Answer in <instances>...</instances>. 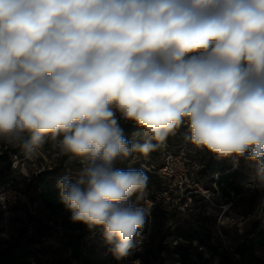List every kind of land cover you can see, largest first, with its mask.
I'll return each mask as SVG.
<instances>
[{
	"label": "clouds",
	"instance_id": "clouds-1",
	"mask_svg": "<svg viewBox=\"0 0 264 264\" xmlns=\"http://www.w3.org/2000/svg\"><path fill=\"white\" fill-rule=\"evenodd\" d=\"M181 128L244 159L264 214V0H0V145L65 158L59 202L117 260L151 211L146 172L120 165Z\"/></svg>",
	"mask_w": 264,
	"mask_h": 264
},
{
	"label": "rangeland",
	"instance_id": "rangeland-1",
	"mask_svg": "<svg viewBox=\"0 0 264 264\" xmlns=\"http://www.w3.org/2000/svg\"><path fill=\"white\" fill-rule=\"evenodd\" d=\"M135 129H133V133L136 132ZM2 146L0 145V148ZM12 156L17 161V166L10 171L11 177L9 179L0 182V252L8 255V257H14L18 262L26 260L28 264H85L81 257L75 262L71 261L70 248L65 244L68 238L80 234L81 254L86 257L96 256L100 260V264H134L136 261H139V264H182L179 261L177 251L185 249L171 245V240L175 235L191 233L196 235L195 238L200 240L198 242L202 243L207 250L212 251V259L216 264H227L225 260L220 259L215 254L219 252L215 248L221 245V241L219 239L213 243L208 241L210 233L209 229L205 227V224H210L215 220L219 209L212 210L206 206L203 208V213L206 215H187L182 222L175 211H167V208L171 207L169 202H157L156 204L155 193L159 190L160 184L154 175L146 169L151 162L149 156L130 158L125 165V167L143 168L149 177L148 191L151 211L141 233L139 244L129 256L120 260L111 254L110 246L105 245L97 234L91 233L86 225L81 232L65 228L63 222L65 219L67 220V215H51L41 203L35 187L32 188L30 195L25 193V199L8 204L7 198L10 197L11 189L22 190L30 178L44 170L54 171L53 178L58 180L69 167L66 159L59 156L51 145H45L39 154L31 159H26L19 148L13 152ZM205 157L207 161L210 158L207 153H205ZM220 161L225 168L232 165L230 160ZM239 162L244 164L243 168L248 169L243 158ZM12 166L13 164H11V168ZM120 166L124 167L123 164ZM234 173V178L227 177L226 181L221 184V187L224 188L223 192L224 190L227 192L226 188L229 187V183L242 189L243 176L237 172ZM238 195L231 207L235 215H246L257 208L259 197L254 190L251 192L239 191ZM31 217L46 222L48 225V222L51 221L52 225L49 226L52 229L50 232L39 238L36 233L37 223L31 222ZM235 220V223L226 224L225 227H222V233L226 239L228 238L234 244L237 237L240 239L243 237L247 224L246 220H239L238 217ZM239 230L242 231V235L238 234ZM214 232L216 231L214 230ZM186 247L193 256L190 257L191 260L196 259V254L199 255L197 247L192 245H186ZM257 251V256L264 264V248ZM226 256L233 261L236 260L232 256ZM90 261L93 262L94 260L90 259Z\"/></svg>",
	"mask_w": 264,
	"mask_h": 264
},
{
	"label": "built area",
	"instance_id": "built-area-1",
	"mask_svg": "<svg viewBox=\"0 0 264 264\" xmlns=\"http://www.w3.org/2000/svg\"><path fill=\"white\" fill-rule=\"evenodd\" d=\"M185 129L181 128L175 136H170L165 147L152 152L149 155L150 163L146 167L150 174L159 182V190L155 193V201L169 202L171 207L167 211H175L183 222L188 215H206L203 208L209 206L212 210L219 209L215 220L210 224H205L209 229V240L213 243L216 239L221 241V245L216 249L219 253L229 255L238 259L235 244L226 239L222 233V227L226 224L235 223V219L246 220L247 224L258 221L264 226V214H261L257 208L246 215H235L231 210L233 201L238 198L234 189H227V195L224 194L221 184L218 183L220 176L227 175L231 172H237L243 176L242 192L253 191L249 183V170L243 168L244 164L239 162L238 166H226L223 171L207 168L205 152L195 149L189 142L184 139ZM15 157V155H14ZM17 161H12L11 171L17 166ZM11 177V176H10ZM260 196L258 191H255ZM10 197L7 198L8 204H13L25 199V193L20 189H11ZM49 221V225H52ZM216 232H214V230ZM239 235L242 231L239 230ZM197 238L190 239L182 235H175L171 240V245L179 249L184 247L189 257H193L186 245L197 247L196 256L201 261H207L208 264H216L212 259V251L199 243ZM185 244V245H184Z\"/></svg>",
	"mask_w": 264,
	"mask_h": 264
},
{
	"label": "trees",
	"instance_id": "trees-1",
	"mask_svg": "<svg viewBox=\"0 0 264 264\" xmlns=\"http://www.w3.org/2000/svg\"><path fill=\"white\" fill-rule=\"evenodd\" d=\"M135 127L132 126L131 123L125 124V134L127 137H131L133 134V129ZM137 131V129H135ZM18 148H11L7 146H2L0 148V182H3L10 177L11 164L13 161V152L17 151ZM12 153V154H11ZM210 158L207 161V168H214L219 170L220 172L224 170V166L222 162L216 159L214 156L208 154ZM128 161V160H127ZM125 161L123 163L124 167L127 163ZM52 170H44L39 174L30 178L27 183L24 184L22 191L28 195H30L33 187L37 189V196L41 200L43 206L48 210L49 213L53 216H61L67 215V220L65 219L63 225L65 228L70 230H75L81 232L84 230L85 225L83 223H74L70 219V213L64 208V206L59 202L58 195L59 189L57 187L58 180L53 178ZM235 173L231 172L226 176H220L218 183L221 184L226 181V178H234ZM226 189H234L236 193L239 191L242 192V189L233 186L232 183H229V187ZM224 194L227 195V192L224 190ZM31 222H36V233L39 238L46 235L52 229L46 222H42L41 220H37L34 217H31ZM182 236L190 239H194L196 237L195 234H182ZM80 234H76L68 238L65 242L70 248V258L71 261H77L80 257L85 264H100V260L97 259L96 256H83L81 254L80 248ZM264 248V226H261L258 221H254L250 224H246L245 230L243 232V237H241L238 244L235 246L234 250H236V254H238L237 260H231L225 254L216 252L215 254L219 256L220 259L225 260L227 264H262L261 259L257 256L256 252L258 249ZM178 258L180 263L182 264H208L207 261H201L199 256L196 259H192L188 256V252L185 250L177 251ZM90 259L94 260L93 262ZM0 263L1 264H28L26 260L16 261L13 257H8L0 252Z\"/></svg>",
	"mask_w": 264,
	"mask_h": 264
},
{
	"label": "crops",
	"instance_id": "crops-1",
	"mask_svg": "<svg viewBox=\"0 0 264 264\" xmlns=\"http://www.w3.org/2000/svg\"><path fill=\"white\" fill-rule=\"evenodd\" d=\"M238 236H239V235H238ZM227 240H229V239L227 238ZM239 241H240V238L237 237L236 240L234 241V242H235V246L238 244ZM232 243H233V242H232Z\"/></svg>",
	"mask_w": 264,
	"mask_h": 264
}]
</instances>
